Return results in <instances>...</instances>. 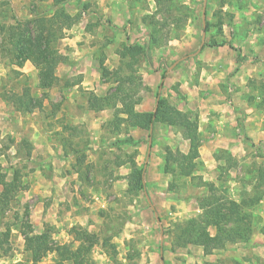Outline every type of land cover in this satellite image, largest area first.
<instances>
[{"label":"rangeland","instance_id":"374dc122","mask_svg":"<svg viewBox=\"0 0 264 264\" xmlns=\"http://www.w3.org/2000/svg\"><path fill=\"white\" fill-rule=\"evenodd\" d=\"M202 5L203 0H68L62 8L75 24L63 38L89 35L79 42L93 49L87 64L95 70L96 85L74 95L78 75L40 90L37 70L29 62L27 68L13 65L3 38L12 27L30 40L31 20L51 15V0H0L5 30L0 34V173L10 181L16 172L23 187L8 207H0V233L10 228V252L0 264H29L21 221L30 222L32 235L47 229L53 243L72 249L78 242L68 231L82 228L98 241L91 246L94 264H264V198L245 202L264 183V105L258 90L264 80V0H206L208 30L198 51ZM125 44L140 45L144 52L120 60L117 51ZM62 57L56 68L69 63ZM110 94L116 95V107L99 109L96 100ZM156 100L197 122L199 158L187 176L178 169L189 149L181 127L158 119L151 133L126 123L114 128L126 117L124 110L152 113ZM133 168L143 172L153 211L144 192L128 186ZM259 171L263 176L257 180ZM55 194L56 209L47 220L45 208ZM205 199L238 204L250 216L248 242L210 253L193 244L173 247L176 224L201 216ZM208 230L215 234L214 227ZM103 238L107 248L100 245Z\"/></svg>","mask_w":264,"mask_h":264},{"label":"trees","instance_id":"16d2710c","mask_svg":"<svg viewBox=\"0 0 264 264\" xmlns=\"http://www.w3.org/2000/svg\"><path fill=\"white\" fill-rule=\"evenodd\" d=\"M67 1L51 0V5L54 8L51 15L37 14L34 16L31 20L34 27L33 31H30L32 33L30 40H24L25 32L23 30H16L12 27L9 28L10 32L6 34V37H3L5 41L8 38L7 43L10 46L9 52L12 56V64L21 68L25 62H29L37 70L38 88L43 91L51 89L59 82L56 76V67L63 61V57L59 54L56 43L63 38L64 31L75 24V18L62 8ZM85 8H87L86 5L84 6ZM207 30L208 25L206 24L204 31L207 32ZM4 31L2 24L0 25V34H4ZM153 34L151 33L148 37L149 43L154 40ZM5 41H3L4 44L6 43ZM142 52H144V49L137 44L129 46L125 44L122 49L117 51L120 60L124 58L135 59ZM100 66L102 68L103 64L100 63ZM164 77L165 74L163 73L161 79H164ZM258 90L264 105V80L259 84ZM115 98V94H110L96 100L100 104L99 109L116 107V104H114ZM17 104L21 106L20 97L17 100ZM163 104L162 101H158L154 113H140L132 109H126L123 112L126 117L118 118L114 128L118 129V125L126 123L129 127L149 131L150 125H154L158 119H163L169 124L181 127L185 139L188 140L189 149L179 161L178 169L181 174L187 176L196 168L195 161L199 158L200 138L197 131V122L191 120L186 113L170 112L167 108H163ZM91 105L94 107V104ZM62 145L65 147L64 140H62ZM27 156H30V152H27ZM142 175L140 169H131L130 174L127 176L128 186L131 189L145 192ZM262 176V172L259 171L257 180L261 179ZM20 182L16 172L13 173V178L10 181L5 180L4 174L0 173V186L3 189L0 193V207H8L10 199L21 191L23 187ZM262 186H264L262 182L255 186L252 197L245 201L248 205L264 198V192L259 190L262 189ZM209 188L211 189V185H209ZM238 206L231 200L225 204H215V202L205 199L200 205L204 209L201 216L176 224L173 247L182 248L193 244L201 246L205 252L210 253L216 249L225 248L227 245L248 242L253 230L250 216L246 213L242 214ZM224 210L225 212H223ZM210 227L215 228L214 235H210L208 230ZM19 229L24 238V249L27 253L29 264H94L90 255L91 246L92 244H97L98 241L96 238L89 236L80 227H72L68 231L70 235H73L74 240L78 242V246L75 249L65 244L53 243L47 229L37 235H32V226L29 221H21ZM262 233L264 234V229ZM9 234V227L5 228L3 233H0V257L8 255L10 252L8 244ZM100 245L103 248H107L109 246L108 239L103 238ZM48 254H53L52 259L49 263H43L42 259Z\"/></svg>","mask_w":264,"mask_h":264},{"label":"crops","instance_id":"0c3cea01","mask_svg":"<svg viewBox=\"0 0 264 264\" xmlns=\"http://www.w3.org/2000/svg\"><path fill=\"white\" fill-rule=\"evenodd\" d=\"M106 1V0H105ZM112 0H109V3ZM91 39L89 37V35L84 34V37L80 34H74L72 37H65L63 39H61V41L59 42V49L58 52L60 55L64 56V57H68L69 63H67L64 68H56V76L58 77L59 80V84H61L62 86L64 85V80L67 79H73L75 77H77V75L79 76V78H76V84L73 85L72 87V93L74 95L78 94V89L81 90H94V88L96 87L95 83L93 84V82H91L94 77V73L95 70L94 68H92L90 65H88V59L91 58V53L93 51V49H89L87 46L85 47H80V42L79 41H84L86 42L87 39ZM0 40H1V36H0ZM65 46H69L72 49L70 51H67V48H65ZM61 47V48H60ZM70 49V48H69ZM86 64V66H85ZM29 65V63H25L23 65V67L21 68H27ZM25 66V67H24ZM60 66V65H59ZM63 65H61L62 67ZM22 70V69H21ZM30 70V69H29ZM23 72H25L26 70H22ZM26 73V72H25ZM64 77V79H63ZM74 80V79H73ZM65 94V93H64ZM66 96V94H65ZM69 97H71L69 95ZM101 117V113H104V111L99 112ZM105 117L107 116V114H104ZM98 118V119H99ZM57 181L56 184H65L66 180L65 179H59L56 180L55 178H53L52 180ZM51 183V182H49ZM58 195L55 194V197H53V204L51 203L48 207L45 208V213L47 216V220H49L50 217V213L53 212L55 208V203H57V199L56 198ZM66 198V197H65ZM69 200V198H68ZM64 201V200H63ZM153 207V206H152ZM43 210V209H42ZM44 214V213H43ZM52 221V218H51ZM53 223V222H51ZM55 223V222H54ZM130 237V236H128ZM151 257H154L153 255H151Z\"/></svg>","mask_w":264,"mask_h":264},{"label":"water","instance_id":"95a60500","mask_svg":"<svg viewBox=\"0 0 264 264\" xmlns=\"http://www.w3.org/2000/svg\"><path fill=\"white\" fill-rule=\"evenodd\" d=\"M205 3H206V0H203L202 10H201V21H202L203 35H202V38H201V44H200V47H199L198 51L201 49V47H202V45H203L204 34H205V31H204V28H205ZM198 51L195 52V54H197ZM195 54H192V55H195ZM187 57H188V56H187ZM185 58H186V57H185ZM185 58H182V59H180V60H183V59H185ZM180 60L176 61V62L173 64V66L176 65ZM156 107H157V100H156V103H155V106H154V109H153V113L156 111ZM151 128H152V126L150 125L149 133H151ZM150 148H151V141H150V137H149V139H148V144H147V152H146V156H145V164H144V167L146 166V162H147L148 157H149ZM143 170H144V168H143ZM142 174H143V172H142ZM142 176H143V175H142ZM144 196H145V199H146L147 204L150 206L151 210L153 211V207H152V205H151V201H150V199H149V197H148V195H147L146 192H144ZM153 215H154V218H155L156 223H157L158 225H160V224H159V218L157 217V214H156L155 212H153ZM159 229H160V226H159ZM161 242H162V231H161V229H160V245H161ZM160 254H161V251H160ZM161 261H162V260H161Z\"/></svg>","mask_w":264,"mask_h":264}]
</instances>
